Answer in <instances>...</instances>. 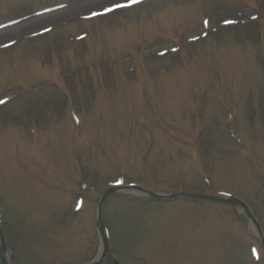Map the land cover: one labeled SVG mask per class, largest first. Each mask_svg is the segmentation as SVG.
<instances>
[{"label": "rangeland", "instance_id": "obj_1", "mask_svg": "<svg viewBox=\"0 0 264 264\" xmlns=\"http://www.w3.org/2000/svg\"><path fill=\"white\" fill-rule=\"evenodd\" d=\"M58 1L70 5L0 30V46L14 43L0 50V97L8 96L6 109L0 106V206L10 262L81 264L95 257L100 247L93 229L96 204L119 175L159 191L231 192L256 208L264 228V24L253 30L262 32L257 38V33L241 34L243 28L237 27L230 32L232 26L219 23L225 18L251 22L249 2L255 0H151L148 9L141 2L147 14L138 19L137 45L149 33V14L155 28L180 25L187 36L202 29L200 19L207 14L224 44L212 51L215 43L206 39L179 55L149 60L145 69L151 70L138 80L116 74L117 58L121 68L130 65L123 53L124 27L104 31L103 24H96L90 31L92 24L73 22L32 37L109 0H0V21ZM125 12L132 17L135 11ZM259 20L264 22V16ZM84 30L83 49L75 51L72 36ZM189 53L198 75L191 88L185 80L188 70L169 64L170 58ZM226 65L232 71L221 75L222 85ZM207 75L217 82L216 91L227 87L222 99L234 98L230 105L240 106L235 130L251 141L253 152H229L234 141L224 137L221 113L211 118L207 109L215 111L220 101L206 84ZM147 77L160 81L155 93L138 90L143 79L149 83ZM72 109L79 115L77 125L69 115ZM197 141L203 161L206 157L201 173L191 167L198 162ZM185 154L186 164H181L178 156ZM78 178L93 186L89 196L79 190ZM76 191L85 198L79 213L73 209ZM121 194L108 198L102 209L112 248L101 264L113 259L123 264H254L249 245L258 247L257 240L233 206L182 198L146 206Z\"/></svg>", "mask_w": 264, "mask_h": 264}, {"label": "snow or ice", "instance_id": "obj_2", "mask_svg": "<svg viewBox=\"0 0 264 264\" xmlns=\"http://www.w3.org/2000/svg\"><path fill=\"white\" fill-rule=\"evenodd\" d=\"M142 0H126V2H122V0H109V3L106 5H101V8L99 10L93 11L91 13L92 17H97V16H106L108 14H113L115 13L117 10L120 9H126L129 7H132L134 4H139L141 3ZM253 20L257 19V17L253 16L252 17ZM237 21L234 19H222L219 23L227 26L230 24H234ZM202 28L203 29H209V30H215V29H211V22L209 19H204L202 22ZM204 35H207V32L204 33ZM198 37L193 36L192 39H197ZM172 51H176V49H172ZM161 56L164 55V53H160ZM6 103V100L4 99H0V104H4Z\"/></svg>", "mask_w": 264, "mask_h": 264}, {"label": "water", "instance_id": "obj_3", "mask_svg": "<svg viewBox=\"0 0 264 264\" xmlns=\"http://www.w3.org/2000/svg\"><path fill=\"white\" fill-rule=\"evenodd\" d=\"M211 198L218 199V198H216V197H211ZM1 260H2V264H6L5 259H4L3 256H1Z\"/></svg>", "mask_w": 264, "mask_h": 264}, {"label": "bare ground", "instance_id": "obj_4", "mask_svg": "<svg viewBox=\"0 0 264 264\" xmlns=\"http://www.w3.org/2000/svg\"><path fill=\"white\" fill-rule=\"evenodd\" d=\"M250 228H252V224H250Z\"/></svg>", "mask_w": 264, "mask_h": 264}]
</instances>
